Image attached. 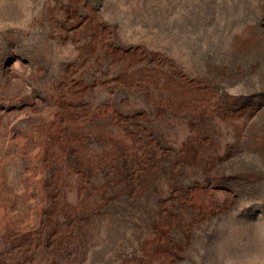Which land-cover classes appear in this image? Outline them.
Instances as JSON below:
<instances>
[{
    "label": "rangeland",
    "instance_id": "obj_1",
    "mask_svg": "<svg viewBox=\"0 0 264 264\" xmlns=\"http://www.w3.org/2000/svg\"><path fill=\"white\" fill-rule=\"evenodd\" d=\"M0 264H264V0H0Z\"/></svg>",
    "mask_w": 264,
    "mask_h": 264
}]
</instances>
